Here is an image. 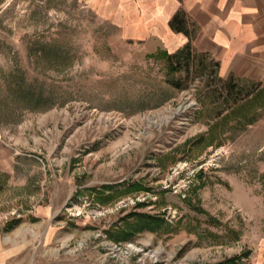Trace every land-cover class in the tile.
<instances>
[{
  "label": "rangeland",
  "instance_id": "374dc122",
  "mask_svg": "<svg viewBox=\"0 0 264 264\" xmlns=\"http://www.w3.org/2000/svg\"><path fill=\"white\" fill-rule=\"evenodd\" d=\"M117 3L0 0V264H264V86L172 70Z\"/></svg>",
  "mask_w": 264,
  "mask_h": 264
},
{
  "label": "crops",
  "instance_id": "0c3cea01",
  "mask_svg": "<svg viewBox=\"0 0 264 264\" xmlns=\"http://www.w3.org/2000/svg\"><path fill=\"white\" fill-rule=\"evenodd\" d=\"M127 38H159L168 53L187 44L218 62V75L264 86V0H118ZM180 11L183 30L170 20Z\"/></svg>",
  "mask_w": 264,
  "mask_h": 264
},
{
  "label": "trees",
  "instance_id": "16d2710c",
  "mask_svg": "<svg viewBox=\"0 0 264 264\" xmlns=\"http://www.w3.org/2000/svg\"><path fill=\"white\" fill-rule=\"evenodd\" d=\"M179 15H180V11L177 14H175L173 18L170 20V25L175 31L184 29V27L180 24L181 19ZM166 55H167L168 64L172 70L180 71V69L183 68L184 70L189 71L190 70L189 68L195 63V61H196L195 63L196 69L198 70V72H200L201 75L204 74L210 75L218 70L217 61L211 59L209 64L206 63L205 57L196 54L195 52L194 53L192 52L191 45L189 42L183 45L182 47H180L179 50L173 53H166ZM233 79L234 78L232 76H228L225 78V83H227L226 91L228 92V94L231 95V98L232 100H234V102H236L239 98L247 96L254 91V88L245 89V86L243 85H240V88H238V83L233 81ZM229 80H232L233 82L232 81L230 82ZM170 82H172V84H174L175 86L181 87L179 80L170 81ZM242 92H243L242 96L239 97V95ZM146 224H147V220L144 221L141 219V222H139V224L132 225L133 226L132 229L135 228L141 229V227L146 226ZM236 261L237 260L231 259L228 264L237 263Z\"/></svg>",
  "mask_w": 264,
  "mask_h": 264
},
{
  "label": "bare ground",
  "instance_id": "6f19581e",
  "mask_svg": "<svg viewBox=\"0 0 264 264\" xmlns=\"http://www.w3.org/2000/svg\"><path fill=\"white\" fill-rule=\"evenodd\" d=\"M185 106H183V107H181V108H179L177 111H179V110H181L182 108H184ZM170 117H168V119H169ZM161 123V121L159 122V124Z\"/></svg>",
  "mask_w": 264,
  "mask_h": 264
}]
</instances>
